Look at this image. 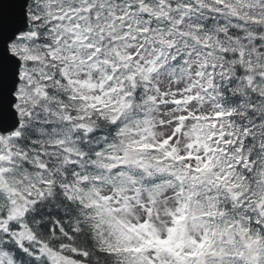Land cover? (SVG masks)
I'll return each instance as SVG.
<instances>
[{
    "label": "snow or ice",
    "instance_id": "6c2138e0",
    "mask_svg": "<svg viewBox=\"0 0 264 264\" xmlns=\"http://www.w3.org/2000/svg\"><path fill=\"white\" fill-rule=\"evenodd\" d=\"M0 264H264V0H0Z\"/></svg>",
    "mask_w": 264,
    "mask_h": 264
}]
</instances>
